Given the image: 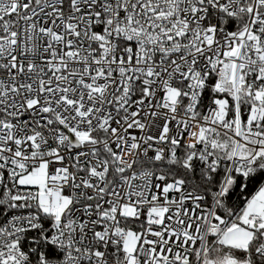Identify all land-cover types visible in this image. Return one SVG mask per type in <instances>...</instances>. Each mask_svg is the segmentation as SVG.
<instances>
[{
	"label": "snow or ice",
	"instance_id": "1",
	"mask_svg": "<svg viewBox=\"0 0 264 264\" xmlns=\"http://www.w3.org/2000/svg\"><path fill=\"white\" fill-rule=\"evenodd\" d=\"M0 264H264V0H0Z\"/></svg>",
	"mask_w": 264,
	"mask_h": 264
}]
</instances>
